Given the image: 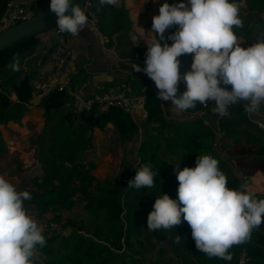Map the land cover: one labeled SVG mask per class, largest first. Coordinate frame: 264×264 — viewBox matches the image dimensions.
Here are the masks:
<instances>
[{
  "label": "trees",
  "instance_id": "obj_1",
  "mask_svg": "<svg viewBox=\"0 0 264 264\" xmlns=\"http://www.w3.org/2000/svg\"><path fill=\"white\" fill-rule=\"evenodd\" d=\"M89 2L90 10L97 17L98 29L104 36L111 37L123 31L124 26L119 22L123 19L122 9L112 5L101 6L99 0ZM229 2L239 5L241 0ZM6 3V0H0V19L5 13ZM247 3L249 17L258 16L264 10V0H247ZM261 22L258 19L259 25ZM246 26L243 29L247 35L262 30ZM177 27L166 30L165 35L176 31ZM248 39L250 45L256 43L249 36ZM166 42L169 45L172 43L170 40ZM37 43V36H32L0 52V67L13 63L17 54L23 56ZM134 54L145 63L147 47L142 51L134 50ZM178 59L181 61L180 73L183 75L189 71L185 54ZM181 82L182 94L186 85ZM1 84L0 125L7 121L19 122L33 94L31 78L27 73L20 72L17 77ZM158 91L156 86L146 88L143 101L146 116L140 125L130 113L119 107L100 108L93 105L90 110L82 108L78 112L62 110L65 104L73 100L68 89H54L42 97L40 105L44 110L45 132L49 129V134L45 137L44 132L39 144L43 148L39 157L42 175L32 179L31 187L22 190L31 195V199L24 201V208L38 215L69 209L74 203V196L80 193L85 195V206L92 218L103 221L89 232H86L88 230L83 223L66 235L46 238V245L39 247L46 255L45 264H128L127 261L131 264H233L241 247L246 252L244 264H264L262 224L252 230L247 242L229 249L233 257L231 261L209 258L200 252L192 238L191 228L183 221V217L182 223L175 229L150 231L147 228V217L157 197L167 193L172 199H177L178 180L175 169L178 164L181 170L185 167L195 168L198 156L211 155L218 160V167L226 175L227 187L230 189H240L241 185H247L257 171L264 175V130L257 127L242 104L229 107V115L220 116L215 126L194 117L176 122L165 117L161 101L157 99ZM10 92L15 93L16 101L10 100ZM260 108L264 110V105L261 104ZM200 109L201 105L197 102L195 108L184 110V113L191 115ZM108 123L114 126L122 142L141 133L137 147L138 163L132 167L128 182L116 180L108 188L101 189L100 194L94 195L87 190L94 180L90 173L94 165L83 161L84 151L90 145V133H87L93 128L102 130ZM161 150L169 159L180 152L181 158L174 162L175 167L162 159ZM145 164H150L156 173L153 187L129 188V181ZM254 196L256 199H264V194ZM52 220L56 223L60 221V214L55 213ZM66 225L73 226L70 220ZM176 235L181 237V243L176 242ZM142 240L146 242L145 245ZM158 243L161 244L158 246ZM135 244L137 248H134ZM154 249L147 263H143L144 257H134V254L143 256Z\"/></svg>",
  "mask_w": 264,
  "mask_h": 264
},
{
  "label": "clouds",
  "instance_id": "obj_2",
  "mask_svg": "<svg viewBox=\"0 0 264 264\" xmlns=\"http://www.w3.org/2000/svg\"><path fill=\"white\" fill-rule=\"evenodd\" d=\"M117 3L99 0L101 6ZM49 10L57 18L59 34L76 37L89 23L84 9L72 0H50ZM174 26L177 30L166 36V30ZM234 27H243V21L239 5L229 0L162 3L159 15L153 17L150 31L154 35L147 43L145 67L133 64L132 68L154 81L158 100L170 101L178 110L195 108L197 102L207 107L212 102L214 113L227 116L229 107L243 102L244 111L254 115L264 103V40L244 48ZM184 54L194 56L190 70L181 75L178 58ZM10 67L19 71L18 54ZM181 81L186 90L178 95ZM218 163L211 155H202L195 168L181 170L176 165L177 199L167 193L157 197L147 217V228L175 229L183 217L200 252L231 261L229 249L247 242L252 230L264 223V199H256L245 185L240 189L227 187V177ZM155 175L152 166L145 164L128 187L151 188ZM29 199V192L18 191L0 175V264H32L37 247L46 245L42 227L24 208V201ZM175 239L181 243L180 236Z\"/></svg>",
  "mask_w": 264,
  "mask_h": 264
},
{
  "label": "crops",
  "instance_id": "obj_3",
  "mask_svg": "<svg viewBox=\"0 0 264 264\" xmlns=\"http://www.w3.org/2000/svg\"><path fill=\"white\" fill-rule=\"evenodd\" d=\"M12 2L25 7L31 15L50 5V0H12ZM165 2L179 3L180 0H118V3L112 6L124 11L123 19L119 20L124 29L114 33L111 37H106L105 42L100 40L98 34L89 23L76 37H72L68 33L61 34L65 48L71 54L65 69H61L63 79L68 84L71 75L79 72L73 80V91L70 90L69 85L67 88L72 94L73 100L65 104L62 110L78 112L83 108L84 100L90 96L101 93L117 94L123 91L134 100L135 105L130 114L135 122L140 125L145 120L143 101L146 88L155 86V83L143 71L136 72L132 68L133 64H138L141 68L145 67V63L140 57H136L134 50L142 51L147 47V43L151 42V38L154 35L150 31L153 17L159 15V7ZM184 2L187 3V0H184ZM243 4L246 7L245 0H241L239 6ZM248 10L249 8L246 9V12ZM258 19L264 21V10L258 16L254 15V20L250 21L251 26L248 23L245 26L255 28L256 24H258ZM7 25L3 15L0 19V29ZM262 30L257 34L247 35L243 28L233 29L238 41L241 42V46L244 48L251 46L248 36L251 41L264 40ZM36 36L38 38L37 45L19 57V71L12 70L10 67L12 62L0 67V86H2L1 83L6 82L10 78L17 77L20 72L27 73L33 85L32 97L26 104V111L20 121H7L0 125L2 146L0 173L1 165L6 164L7 156L12 154L20 156L23 167H28L38 154L37 148H39L41 137L45 132L44 110L40 105L41 100L39 101L36 98L35 87L51 74L53 63L50 62L48 57L43 56V51L52 45L56 35L55 30L52 28ZM193 56L194 54H185L188 70L191 68ZM8 96L12 101L17 100L14 92H10ZM161 104H163L162 108L165 117L176 122L194 117L201 119L205 124L215 126L217 119L220 117L219 114L212 111L215 105L204 111L187 115L184 111L173 107L170 101H161ZM251 118L264 120V110L259 108L254 115H251ZM45 133V137H47L49 129ZM89 133L90 145L89 148L85 149L84 154L86 155L88 152V155H103L102 159L99 158L98 163L97 161L93 162L94 169L101 168L102 164L107 165L108 161L112 159L110 154L115 152L112 142L116 140L122 145V150L127 154L123 170L128 171L129 168L131 170L137 164V147L142 137L141 133L135 134L129 141L122 142L119 140L118 132L110 123L102 130L93 128L87 134ZM217 136H219V133ZM83 161L86 163L84 159ZM35 164L37 165V162ZM245 186L246 190L254 195L264 194V175L259 171L253 173L249 183Z\"/></svg>",
  "mask_w": 264,
  "mask_h": 264
},
{
  "label": "rangeland",
  "instance_id": "obj_4",
  "mask_svg": "<svg viewBox=\"0 0 264 264\" xmlns=\"http://www.w3.org/2000/svg\"><path fill=\"white\" fill-rule=\"evenodd\" d=\"M245 4H246V7L248 8L247 0H245ZM246 7L244 4L239 6V18L243 21V27H245L247 23L249 26H251V22L254 20V15L252 17L248 16L250 12L249 10L246 12V9H247ZM263 22L264 21L261 22V25L256 24L255 28L264 29ZM243 27H240V28H243ZM129 28H130V24H129ZM112 146L115 147V150H114L115 152L110 154V157L112 159L108 161V164L107 165L102 164L101 168L100 167L95 168V169L93 168L90 171L94 180L91 186L87 188V190L94 195L100 194L101 189L104 190L108 185L110 186L111 183H113L116 180H125L126 182H128L129 180V174L131 171L130 168L128 171L123 170L124 161L127 158V154L125 153L124 150H122L121 148L122 145L117 140L112 142ZM42 152H43V148H41V146L39 145V148H37L38 154L34 158L35 160L28 167H23L22 165L23 163L20 160V156L15 155V154L7 156L8 158L6 159V164L1 165L0 175L4 176L6 180L14 184L18 191H22L25 188L31 187L30 184L32 182V179L35 177H40L42 175V170H41L42 163L39 158ZM161 157L163 160L168 161L170 165L174 166V162L177 160H180L181 155H180V152H177L174 155L173 159H169L167 154L163 150H161ZM99 158L102 159L103 155H100V156L97 154L88 155V152H87L86 155L84 154L83 159L86 161L87 164L88 163L93 164L94 161H97L98 163ZM35 162L39 163V165H36ZM85 204H86L85 195L77 193L74 196V203L69 209H62L58 211L53 210V211L44 213L43 215H38L33 210H27V214L38 223V226L42 227L43 235L45 236V238H50L52 236L66 235L71 230H73L75 227L83 223L86 224L84 225L85 227H87V230H88L86 232H89L95 226L101 225L103 221H95L92 218L89 210L86 208ZM55 213L60 214V221L57 222L59 225V229L52 230L48 227V224L49 222L53 221L52 217L55 215ZM68 220H70L73 226L66 225V222ZM105 228H107V226H105ZM142 242L145 245L146 242L143 240ZM160 244L161 243H158L157 245L159 246ZM134 248H137L136 244L134 245ZM154 252H155V249L152 250L149 254L146 253L143 256L134 254V257L135 258L144 257L145 259L143 263H147L148 259L151 256H153ZM31 259H32V264H45L46 255L44 254L43 250H41L38 246L35 255ZM127 263L131 264L130 261H127Z\"/></svg>",
  "mask_w": 264,
  "mask_h": 264
},
{
  "label": "built area",
  "instance_id": "obj_5",
  "mask_svg": "<svg viewBox=\"0 0 264 264\" xmlns=\"http://www.w3.org/2000/svg\"><path fill=\"white\" fill-rule=\"evenodd\" d=\"M6 10L4 13V18L8 25L17 23L19 21L27 19L31 14L25 7L16 5L12 2V0H6ZM86 15L89 18V25L95 30L98 34L100 40L102 42L106 41L105 36L98 29V20L95 14L90 10V2H87L82 6ZM55 30V39L52 45L49 48H46L43 51V56L48 57L50 62L53 63V68L50 76L38 83L35 87L36 89V98L37 100H41L44 95H46L51 90L57 89L62 91L68 88L67 81L63 79L61 68L62 64L71 58L70 52L65 48L64 40L61 34L58 33L56 26L53 28ZM223 86V85H221ZM179 92L181 94L180 89L183 87V83H179ZM228 90H231V87H227ZM2 92V87L0 86V93ZM240 104L243 105V102ZM93 105H97L100 108H108V107H119L125 112L131 113L133 107L135 105L134 100L129 97L125 92H120L117 94H108L101 93L90 96L86 98L83 102V108L85 110H90ZM214 105V103L209 102L207 107L201 105V109L198 112L204 111L210 106ZM244 106V105H243ZM252 121L257 125V127L264 130V120L251 118ZM48 227L52 230L59 229V225L56 222H49ZM246 260V252L243 247H241L238 257L235 260L234 264H244Z\"/></svg>",
  "mask_w": 264,
  "mask_h": 264
},
{
  "label": "water",
  "instance_id": "obj_6",
  "mask_svg": "<svg viewBox=\"0 0 264 264\" xmlns=\"http://www.w3.org/2000/svg\"><path fill=\"white\" fill-rule=\"evenodd\" d=\"M87 0H72V3L83 6ZM56 16L49 10V5L39 12L30 15L27 19L14 24L7 25L0 29V52L8 49L15 43L42 32L52 29L56 26ZM69 60V59H68ZM68 60L62 64V70L65 69ZM79 74H72L69 78L68 85L73 91V80ZM39 165V163H37Z\"/></svg>",
  "mask_w": 264,
  "mask_h": 264
}]
</instances>
